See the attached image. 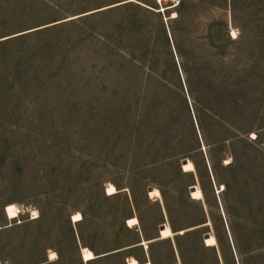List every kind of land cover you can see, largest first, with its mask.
<instances>
[{
  "label": "rangeland",
  "instance_id": "374dc122",
  "mask_svg": "<svg viewBox=\"0 0 264 264\" xmlns=\"http://www.w3.org/2000/svg\"><path fill=\"white\" fill-rule=\"evenodd\" d=\"M81 242L264 264V0H0V264Z\"/></svg>",
  "mask_w": 264,
  "mask_h": 264
},
{
  "label": "crops",
  "instance_id": "0c3cea01",
  "mask_svg": "<svg viewBox=\"0 0 264 264\" xmlns=\"http://www.w3.org/2000/svg\"><path fill=\"white\" fill-rule=\"evenodd\" d=\"M105 9V8H104ZM98 11V10H97ZM97 11H93V12H90V13H94V12H97ZM72 19H74V18H72ZM243 83V82H242ZM209 160V159H208ZM118 193V192H117ZM117 193H115V194H117ZM107 195H109V194H107ZM112 195H114V194H112ZM10 204H14V203H10ZM9 205V204H8ZM132 217H136V216H132ZM131 218V217H130ZM138 218V217H137ZM72 219V218H71ZM129 219V218H128ZM127 219V220H128ZM127 220H126V225H127ZM140 223V222H139ZM163 224H165V223H163ZM163 224L160 226V227H162L163 226ZM139 224H137L136 226H138ZM128 226V225H127ZM136 226H134V227H136ZM128 227H130V226H128ZM131 228H133V227H131ZM188 229H185L184 230V232L183 233H185L186 231H187ZM177 233H179V231L177 232ZM183 233H181V234H183ZM159 234H160V232H159ZM180 234V233H179ZM209 235V234H208ZM160 239H163V238H160V235H159V237H156V238H153V239H141V240H139L138 242H136V243H134V244H132V245H129V246H126V247H122V248H120V249H118V250H116V251H113V253L115 252V253H117V252H121V251H124V250H126V249H130V248H134V247H137V246H143L144 248H145V246L142 244V241L143 240H146V241H149L148 242V247H149V243H151V242H153V241H157V240H160ZM84 246H86V245H83V243L81 242L80 243V247H81V252H80V258H81V260H82V262L83 263H87L88 264V262H90V261H94V260H97V259H99V258H101V257H104V256H106L108 253H102V254H97L95 251V254L97 255V257L96 258H94V259H92V260H89V261H85L84 260V258H83V252H82V248L84 247ZM88 247V246H87ZM210 247H216V246H210ZM90 248V247H89ZM147 249V248H146ZM53 252V251H52ZM54 252H56L57 254H58V252L57 251H54ZM50 253L47 255V259H46V263H55V262H57V261H59L60 260V256H59V254H58V257L56 258V259H53V260H51L50 259ZM131 257H134V258H136L139 262H140V264H152V259L151 258H149V257H146L145 256V258L144 259H142V258H140V257H137V256H135V255H131V256H129V255H127V258H126V264H128V260L131 258ZM40 264H43V263H40ZM177 264H181V263H177Z\"/></svg>",
  "mask_w": 264,
  "mask_h": 264
},
{
  "label": "bare ground",
  "instance_id": "6f19581e",
  "mask_svg": "<svg viewBox=\"0 0 264 264\" xmlns=\"http://www.w3.org/2000/svg\"><path fill=\"white\" fill-rule=\"evenodd\" d=\"M160 2L162 0H159ZM188 161H185L183 164L187 163ZM196 187H193L192 189H195ZM153 188L150 189V191L152 190ZM19 208L15 205V204H9L7 205V208H6V212H7V215L9 216V218H15L16 216H18V213H19ZM37 214V213H36ZM35 215V214H34ZM166 225L164 227H161V229L165 228ZM209 235H207L208 237ZM88 249H84L83 250V253L85 251H87ZM54 255V253H52Z\"/></svg>",
  "mask_w": 264,
  "mask_h": 264
},
{
  "label": "water",
  "instance_id": "95a60500",
  "mask_svg": "<svg viewBox=\"0 0 264 264\" xmlns=\"http://www.w3.org/2000/svg\"><path fill=\"white\" fill-rule=\"evenodd\" d=\"M194 120H195V123H196L197 129H198V133H199V135H200V139L202 140V137H201V134H200V130H199V128H198V124H197V121H196V118H195V117H194ZM202 146H203V145H202ZM206 158H207V162H208V165H209V170L211 171L210 163H209V160H208L207 155H206ZM185 161H188V160H185ZM211 175H212V171H211ZM212 178H213V180H214L213 175H212ZM164 226H165V224H163L162 227H164Z\"/></svg>",
  "mask_w": 264,
  "mask_h": 264
},
{
  "label": "built area",
  "instance_id": "2783aa9c",
  "mask_svg": "<svg viewBox=\"0 0 264 264\" xmlns=\"http://www.w3.org/2000/svg\"><path fill=\"white\" fill-rule=\"evenodd\" d=\"M30 217H31V219H32L33 215L31 214V216H30Z\"/></svg>",
  "mask_w": 264,
  "mask_h": 264
}]
</instances>
